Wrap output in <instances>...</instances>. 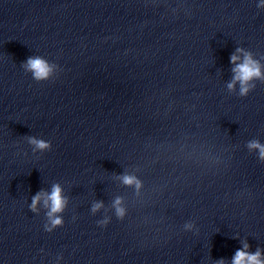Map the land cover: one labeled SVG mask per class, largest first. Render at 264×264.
Returning <instances> with one entry per match:
<instances>
[{"label": "clouds", "instance_id": "clouds-1", "mask_svg": "<svg viewBox=\"0 0 264 264\" xmlns=\"http://www.w3.org/2000/svg\"><path fill=\"white\" fill-rule=\"evenodd\" d=\"M259 8H264V0L257 5ZM236 53H241V56L232 54L230 62L234 65L232 71L234 73L232 81L228 83V89L234 90L235 84H240L239 95L244 97L247 96L251 89L255 87L251 82L253 80L264 81V72L261 71V65L259 61L253 59L250 52L245 51L242 48H237ZM238 61H240L238 63ZM25 71L30 72L32 77L37 82L48 81L54 72L55 65L50 64L47 60L42 57H29L26 63L23 65ZM29 143L34 146V150L47 151L51 149V143L43 139H37L35 137H29ZM247 147L249 150L257 149L259 151V158L264 161V145L257 140H252L248 143ZM125 185L135 184L137 188L140 187V182L136 177L131 175H123L120 177ZM43 198L44 206L49 209L46 213L49 223L45 225V231L52 232L53 229L63 226V219L59 213H62L67 205L66 198L62 195V188L59 184H54L50 193L43 191L38 192L32 197L30 204V210L36 212L37 205ZM103 207V202H95L92 206L91 211L97 212ZM113 208L118 218H123L125 214L124 208L121 207V198L117 197L113 202ZM108 219L98 221V225L101 227L107 226ZM193 225L188 223L185 225L186 229H191ZM249 245L243 242V247L238 249L232 257L231 264H264V255H262L261 249H257L255 252L248 251ZM217 264H224L223 259L219 260Z\"/></svg>", "mask_w": 264, "mask_h": 264}]
</instances>
